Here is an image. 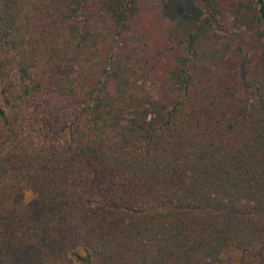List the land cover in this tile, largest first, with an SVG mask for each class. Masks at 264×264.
I'll return each instance as SVG.
<instances>
[{"label": "trees", "instance_id": "1", "mask_svg": "<svg viewBox=\"0 0 264 264\" xmlns=\"http://www.w3.org/2000/svg\"><path fill=\"white\" fill-rule=\"evenodd\" d=\"M231 250L264 264V0H0V264Z\"/></svg>", "mask_w": 264, "mask_h": 264}, {"label": "rangeland", "instance_id": "2", "mask_svg": "<svg viewBox=\"0 0 264 264\" xmlns=\"http://www.w3.org/2000/svg\"><path fill=\"white\" fill-rule=\"evenodd\" d=\"M244 71H246V70L244 69ZM238 256H239V254L235 250H231L230 252H228L226 254L227 264H236L238 261V258H239Z\"/></svg>", "mask_w": 264, "mask_h": 264}]
</instances>
